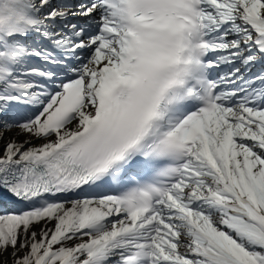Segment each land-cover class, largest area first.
Listing matches in <instances>:
<instances>
[{
	"label": "snow or ice",
	"instance_id": "snow-or-ice-1",
	"mask_svg": "<svg viewBox=\"0 0 264 264\" xmlns=\"http://www.w3.org/2000/svg\"><path fill=\"white\" fill-rule=\"evenodd\" d=\"M0 264H264V0H2Z\"/></svg>",
	"mask_w": 264,
	"mask_h": 264
},
{
	"label": "clouds",
	"instance_id": "clouds-1",
	"mask_svg": "<svg viewBox=\"0 0 264 264\" xmlns=\"http://www.w3.org/2000/svg\"><path fill=\"white\" fill-rule=\"evenodd\" d=\"M0 2H2V0H0Z\"/></svg>",
	"mask_w": 264,
	"mask_h": 264
}]
</instances>
